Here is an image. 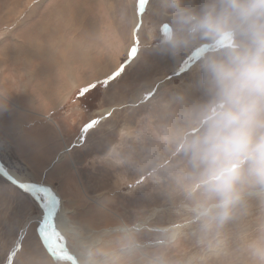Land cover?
<instances>
[{
	"label": "rangeland",
	"instance_id": "374dc122",
	"mask_svg": "<svg viewBox=\"0 0 264 264\" xmlns=\"http://www.w3.org/2000/svg\"><path fill=\"white\" fill-rule=\"evenodd\" d=\"M210 2L0 0V160L53 190L84 264H264V182L233 163L221 219L223 193L185 148L214 99L203 65L225 45L189 36L175 6ZM29 44L34 65L2 63ZM41 196L0 175V264H72L35 222L21 237Z\"/></svg>",
	"mask_w": 264,
	"mask_h": 264
},
{
	"label": "clouds",
	"instance_id": "9594fccd",
	"mask_svg": "<svg viewBox=\"0 0 264 264\" xmlns=\"http://www.w3.org/2000/svg\"><path fill=\"white\" fill-rule=\"evenodd\" d=\"M175 7L189 36L225 45L203 65L214 99L185 143L210 188L223 193V219L232 203L233 163L247 162L264 182V0H211L199 14ZM169 42L177 43L174 34Z\"/></svg>",
	"mask_w": 264,
	"mask_h": 264
},
{
	"label": "bare ground",
	"instance_id": "6f19581e",
	"mask_svg": "<svg viewBox=\"0 0 264 264\" xmlns=\"http://www.w3.org/2000/svg\"><path fill=\"white\" fill-rule=\"evenodd\" d=\"M146 21V20H145ZM24 39V38H23ZM18 40V39H17ZM22 42V41H21ZM22 43H24V42H22ZM26 43V42H25ZM20 45V44H19ZM30 45V44H29ZM31 46V47H30ZM30 46H28V45H26L24 48H26V49H24V48H22L23 50H25L24 52H20L19 50H21V49H19L18 50V52H17V54L13 57V58H7L6 56H4V57H6V59H4L3 61H2V63H4V62H12V63H15V62H17V63H19V62H22L23 64H24V62H27V64L28 65H34V57H35V53H34V46L32 47V45H30ZM70 46V45H69ZM65 47V46H64ZM42 48V47H41ZM72 48V47H71ZM51 49H52V46H51ZM65 49V48H64ZM74 49H77V48H74ZM7 50V49H6ZM66 50H68V48L66 49ZM50 51V50H49ZM14 52V51H13ZM16 52V51H15ZM75 52H77V50L75 51ZM68 53V52H67ZM9 54V53H8ZM14 54V53H13ZM45 54V53H44ZM76 54H78V53H76ZM38 55H40V54H38ZM81 55V54H80ZM79 55V56H80ZM0 56H2V55H0ZM64 56V55H63ZM78 56V57H79ZM46 57V56H45ZM58 59V58H57ZM49 61V60H48ZM58 61V60H57ZM54 63H58V62H54ZM11 64V63H10ZM27 64L25 65V66H27ZM57 65V64H56ZM48 66V65H47ZM66 66V65H65ZM28 67V66H27ZM49 68V67H48ZM73 70V69H72ZM43 73V72H42ZM43 75V74H42ZM46 79V78H45ZM35 80V79H34ZM100 80V79H99ZM66 83V82H65ZM44 86V85H43ZM52 101V100H51ZM7 169V168H6ZM8 170V169H7ZM16 179H18L19 181H21V182H23V183H27V184H29V185H33V184H36V183H32V182H30V181H23L22 179H21V177H19L16 173H14V172H12V171H10V170H8ZM47 187H49V186H47ZM32 194H35V195H37L38 193H32ZM41 194H42V198H44V202H43V212L41 211L38 215H36V216H33V217H31L26 223H25V225H24V227H23V229H22V236L25 234V231H26V228H27V226L29 225V224H31V223H33V222H35L37 225H38V227L40 226V225H42V224H46V222H43L44 220V217H45V215H46V210H47V205H48V200H47V197H46V195L43 193V192H41ZM38 197V196H37ZM53 198H55V204L57 205V196H56V194H54L53 193ZM56 209V208H55ZM61 214L62 213H60V215L59 216H61ZM55 212L54 213H52L51 214V217H49V220H48V223H47V228H48V226L49 225H51L52 226V228H53V233L51 232L50 233V231L48 230L47 231V235L49 236L48 237V239H49V244L50 245H52L53 247H57V246H59V245H61V243H65V241H64V239H65V237H67V236H69V234H71V231L72 230H70V228H66V227H63L61 224H58L57 222H55ZM58 217V216H57ZM63 223V222H62ZM50 228V227H49ZM21 236V237H22ZM58 237V239L59 240H57V239H55L54 237ZM21 239V238H20ZM42 239V238H41ZM22 240V239H21ZM21 240H17V244H16V246L15 247H13L15 250H16V248H18L19 247V244L21 243ZM66 240V239H65ZM60 241H62V242H60ZM42 242H43V240H42ZM15 245V244H14ZM67 245V244H66ZM48 249V248H47ZM48 250H50V251H52V252H56V251H54L53 250V248H49ZM70 251L71 252H73L71 249H70ZM74 253V252H73ZM13 256H14V252H13ZM12 256V257H13ZM77 256V258H78V260H79V262L81 263V264H84V262H83V260H82V257H80V256H78V255H76ZM63 257V256H62ZM14 258V257H13ZM64 258V257H63ZM65 259V258H64Z\"/></svg>",
	"mask_w": 264,
	"mask_h": 264
},
{
	"label": "water",
	"instance_id": "95a60500",
	"mask_svg": "<svg viewBox=\"0 0 264 264\" xmlns=\"http://www.w3.org/2000/svg\"><path fill=\"white\" fill-rule=\"evenodd\" d=\"M0 175L3 176L7 181L12 183L13 185L17 186L18 188L30 192V193H41L43 192L48 200V205H47V210H46V215L44 217V221L46 224H42L38 227V232L39 235L41 236L43 243L46 248H53L54 251H56L59 255L63 256L66 260L71 262L72 264H81L77 258V256L70 251V249L67 247L65 243H61V245L57 247H53L52 245L49 244V239L47 235V223L49 220V217H51V214L54 213L55 211V198H53V190L47 187V185L44 184H33L29 185L27 183H23L16 179L3 165V163L0 160ZM22 236V235H21ZM62 242V241H60ZM13 252H15V249L12 251L10 261L13 258Z\"/></svg>",
	"mask_w": 264,
	"mask_h": 264
},
{
	"label": "snow or ice",
	"instance_id": "6c2138e0",
	"mask_svg": "<svg viewBox=\"0 0 264 264\" xmlns=\"http://www.w3.org/2000/svg\"><path fill=\"white\" fill-rule=\"evenodd\" d=\"M94 87H96L95 84L91 85L89 88H85V89H84V92L86 93V92H88L91 88H94ZM88 126H93V122H91Z\"/></svg>",
	"mask_w": 264,
	"mask_h": 264
}]
</instances>
